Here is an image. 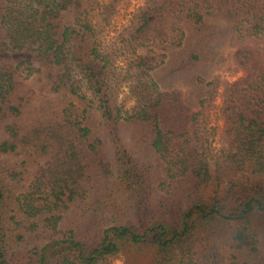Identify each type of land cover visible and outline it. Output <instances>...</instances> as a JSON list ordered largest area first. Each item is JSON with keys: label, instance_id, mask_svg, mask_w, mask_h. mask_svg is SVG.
Segmentation results:
<instances>
[{"label": "trees", "instance_id": "obj_1", "mask_svg": "<svg viewBox=\"0 0 264 264\" xmlns=\"http://www.w3.org/2000/svg\"><path fill=\"white\" fill-rule=\"evenodd\" d=\"M123 1L0 0V264H264V0Z\"/></svg>", "mask_w": 264, "mask_h": 264}, {"label": "rangeland", "instance_id": "obj_2", "mask_svg": "<svg viewBox=\"0 0 264 264\" xmlns=\"http://www.w3.org/2000/svg\"><path fill=\"white\" fill-rule=\"evenodd\" d=\"M143 4V0H127L120 3L118 6V11L114 15L112 21L108 26L105 27L102 38L105 43L110 42L115 32L119 31L122 27L126 26L130 20L131 14ZM230 53L225 54L226 59L224 58L223 62L225 64L221 67L220 80L222 85H220L219 95L217 96L213 108L209 112V124L210 127L214 128V136L211 139V144L214 150H216L220 145V137L223 130V119L221 118L219 107L221 105V95L222 88L228 83H232L239 78L243 77V72L240 69H237L233 64H230ZM121 65V64H119ZM119 102L123 110L129 109L133 103L134 98L127 86L122 87L119 94ZM246 123L255 120V117L251 114H244ZM260 123L264 120L259 121ZM113 264H126L125 258L120 256L113 260ZM137 264H144L142 260H138Z\"/></svg>", "mask_w": 264, "mask_h": 264}]
</instances>
